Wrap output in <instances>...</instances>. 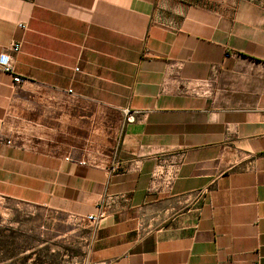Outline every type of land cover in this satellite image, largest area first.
<instances>
[{
	"label": "crops",
	"instance_id": "1",
	"mask_svg": "<svg viewBox=\"0 0 264 264\" xmlns=\"http://www.w3.org/2000/svg\"><path fill=\"white\" fill-rule=\"evenodd\" d=\"M13 43L0 199H108L93 262L264 264V0H0Z\"/></svg>",
	"mask_w": 264,
	"mask_h": 264
},
{
	"label": "rangeland",
	"instance_id": "2",
	"mask_svg": "<svg viewBox=\"0 0 264 264\" xmlns=\"http://www.w3.org/2000/svg\"><path fill=\"white\" fill-rule=\"evenodd\" d=\"M82 231L73 219L0 199V264H75Z\"/></svg>",
	"mask_w": 264,
	"mask_h": 264
},
{
	"label": "built area",
	"instance_id": "3",
	"mask_svg": "<svg viewBox=\"0 0 264 264\" xmlns=\"http://www.w3.org/2000/svg\"><path fill=\"white\" fill-rule=\"evenodd\" d=\"M23 27V26H20ZM20 45L17 43H13L11 45V47H9L8 51L2 53L0 55V71L6 73V74H10L13 76V81L16 84H21L24 82V79L19 77V76H14L13 75V65H12V53H17L19 51ZM70 93H72V91H69ZM126 115L127 117V122L128 123H132L135 121V115L134 114H130L128 111H126ZM11 143V142H8ZM80 164H84L82 162H79ZM107 200L102 201L101 203H99V205L97 206L98 209V213L96 215H88L85 217H73L72 219L79 225L81 226V228L87 226L88 224L91 225V228L95 229L98 224L106 218L107 216ZM92 237V235L90 236V238ZM89 238V239H90ZM88 244H90L89 240L87 241ZM90 246V245H88ZM90 248V247H89ZM75 264H108L107 261H99V262H93L88 258L87 254H84V256L82 257H78L76 259Z\"/></svg>",
	"mask_w": 264,
	"mask_h": 264
}]
</instances>
